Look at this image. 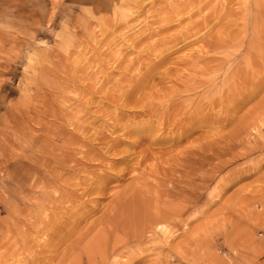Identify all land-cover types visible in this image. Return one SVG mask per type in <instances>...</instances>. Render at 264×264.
Masks as SVG:
<instances>
[{
	"label": "rangeland",
	"instance_id": "374dc122",
	"mask_svg": "<svg viewBox=\"0 0 264 264\" xmlns=\"http://www.w3.org/2000/svg\"><path fill=\"white\" fill-rule=\"evenodd\" d=\"M0 264H264V0H0Z\"/></svg>",
	"mask_w": 264,
	"mask_h": 264
},
{
	"label": "bare ground",
	"instance_id": "6f19581e",
	"mask_svg": "<svg viewBox=\"0 0 264 264\" xmlns=\"http://www.w3.org/2000/svg\"><path fill=\"white\" fill-rule=\"evenodd\" d=\"M261 4H262V2H261ZM258 6H259V5H258ZM217 40H218V39H217ZM217 45H218V44H217ZM217 45L214 44V46H212V48H213V53H214V54L217 53L216 51H218V49H219V47H218ZM211 50H212V49H211ZM219 52H220V51H219ZM206 54H208V52H207ZM213 59H214V60H211V61H213V63H216L217 60H218V58L215 59V57H213ZM219 60H220V59H219ZM211 61H210V62H211ZM200 62H201V61H200ZM198 63H199V62H198ZM217 63L219 64V62H217ZM208 64H209V62H208ZM217 67H218L217 64L214 65L213 67H211L212 70L210 71V73H212V74L214 73V75L216 76V73L219 71V67H218V68H217ZM197 69H198V68H197ZM209 70H210V69H209ZM199 72H200V71H199ZM201 72H203V71H201ZM200 75H201V74H200ZM202 75H203V74H202ZM214 75L211 76V79L213 78ZM217 75H218V74H217ZM215 76H214V78H215ZM205 77H206V76H205ZM216 77H217V76H216ZM186 78H187V77H186ZM189 78H190V76H189ZM192 78L194 79V77H192ZM192 78H191V79H192ZM187 79H188V78H187ZM193 79H192V80H193ZM211 79H209V80L211 81ZM176 80H177V79H176ZM192 80H189V81H188V80H184V79H183V81H181V82L184 83V81H186V82L188 81V84H189V82H191ZM204 80H205V79H204ZM207 80H208L207 78H206V80H205L206 82L203 81V80H201V79H197V80H195V81L193 80V82H192L191 84H189V85H185V87L183 88L184 90L182 89L183 91L180 89V92H184V93H188V92H192V93H194L195 91L198 92V90L203 89V88H205V87L207 86V84H208V82H209V80H208V81H207ZM179 81H180V80H179ZM186 82H185V83H186ZM212 82H213V80H212ZM212 82H211V83H212ZM143 84H144V83H143ZM186 84H187V83H186ZM211 85H212V84H211ZM212 86H213V85H212ZM214 86H215V84H214ZM140 87H141V85H140ZM143 87H144V86H143ZM208 87H209V85H208ZM138 88H139V87H138ZM141 88H142V87H141ZM139 89H140V88H139ZM177 89H178V88H177ZM142 90H143V89H142ZM168 90H169V89H168ZM140 91H141V90H140ZM169 91H170V90H169ZM202 91H203V90H202ZM176 92H177V91H176ZM180 92H179L178 94L175 95V96H177V97L179 98V100H180V98L182 97ZM184 93H183V96L185 95ZM218 93H219V92H218ZM196 94H197V93H196ZM151 95H152V94H151ZM165 95H167V94H165ZM165 95H164V96H165ZM169 95H171V94H169ZM152 96H153V95H152ZM175 96H170V97H171V98H174ZM186 96H187V95H186ZM146 97H147V96H146ZM194 97H195V96H194ZM197 97H198V96H197ZM197 97H196V98H197ZM205 97H206V96H205ZM205 97H204V98H205ZM148 98H149V97H148ZM151 98H152V97H151ZM159 98H160V97H159ZM159 98H158V101H159V102H157V103H159V105H158L159 108H160V106L163 105V107H165V109H164V108H163V109L166 110V113H167V110H168V115L171 114V115L168 117V115L166 116V113H165L164 116H166V117H165V118L162 117V119H161L162 121L165 122V123H164V122H163V123H164V127H166V130H167V129H170L171 127H173V126L179 121V118H177V116L179 115L178 112H180L181 107H180V105L178 106V104L181 103L182 101H179V100L176 101V100H175L177 103H174V102H172V101H168L169 99L167 98L168 100H166V101L164 102V101H160ZM144 99H145V98H144ZM154 99H155V98H154ZM154 99H153V100H154ZM164 99H166V96H165ZM174 99H175V98H174ZM186 99H187V98H186ZM149 100H150V99H149ZM155 100H156V99H155ZM161 100H162V99H161ZM170 100H171V99H170ZM187 100H188V99H187ZM194 100H195V99H194ZM139 101H140V100H139ZM143 101H144V100L142 99L141 102L143 103ZM145 101H146V99H145ZM132 102H133V101H132ZM141 102H140V103H141ZM154 102H155V101H154ZM162 102H163V103H162ZM140 103H138V106L140 105ZM142 103H141V104H142ZM144 103H145V102H144ZM144 103H143V104H144ZM150 103H152V101H151V102H150V101L148 102V104H150ZM155 103H156V102H155ZM198 103H199V102H198ZM200 103H201V102H200ZM153 104H154V103H153ZM183 104H184V102H183ZM183 104H182V105H183ZM196 104H197V103H196ZM196 104H195V105H196ZM202 104H205V103H202ZM202 104H201V105H202ZM190 105H191V104H190ZM195 105H194V106H195ZM197 105H198V104H197ZM197 105H196V106H197ZM138 106H137V107H138ZM140 106H141V105H140ZM140 106H139V108H138V109H140V111L138 112V114H136V117H140V118H141L142 116L144 117V114L146 115V113H147V115H148V116H146V117H149V118H150L149 115H151V117H152L153 113H155L154 110H155V108L157 107V106H156L155 108H154V106L151 107V108H154V110H152L153 113H151V112L148 111V110L150 109L149 107L152 106V105H150V106H149V105H148V106L144 105V106H141V107H140ZM194 106H193V107H194ZM196 106H195V107H196ZM199 106H200V105H198L197 108H195V109L192 111V114H193V115H195V114H196L197 112H199V111L201 112V108H200ZM188 107H189V106H187V107H185V108H188ZM193 107H191V108H193ZM201 107H202V106H201ZM69 108H70V107H69ZM70 109H71V108H70ZM135 109H136V108H135ZM161 109H162V107H161ZM183 109H184V107H183ZM150 110H151V109H150ZM156 110H157V109H156ZM159 111H160V109H159ZM207 111H208V110H207ZM149 112H150V114H149ZM163 112H165V111H163ZM187 112H188V111H187ZM203 112H204V111H203ZM205 112H206V111H205ZM183 114H184V113H183ZM183 114H181V115H183ZM202 114H203V113H202ZM154 115H155V114H154ZM154 115H153V116H154ZM161 115H162V114H161ZM158 116H159V118H160V115H158ZM158 116H156V119H157ZM162 116H163V115H162ZM185 116H187V114H186ZM196 116H197V115H196ZM200 116H201V115H199L198 117H200ZM178 117H179V116H178ZM183 117H184V116H183ZM194 117H195V116H194ZM194 117H193V118H194ZM176 118H177V119H176ZM191 118H192V117H191ZM201 118H202V116H201ZM201 118H200V119L198 118V119L201 121ZM153 119H154V118H153ZM156 119H155V120H156ZM175 119L178 120V121H176V123L173 124V123L175 122V121H174ZM180 119H182V118H180ZM185 119H186V118L184 117L183 120L186 121ZM203 119H204V118H203ZM135 120H136V119H135ZM159 121H160V120H159ZM162 121H160V122L162 123ZM184 121H183V123H184ZM187 121H188V120H187ZM200 121H199V122H200ZM152 122H153V121H152ZM155 122L157 123V122H158V119H157V121H155ZM160 122H159V123H160ZM189 122H191V121H188V123H189ZM201 122H202V121H201ZM114 123H115V122H114ZM123 123H124V122H123ZM138 123H139V122H138ZM146 123H147V122H146ZM149 123H150V120H149ZM159 123H157V125H158ZM202 123H204V122H202ZM118 124H119V123H118ZM124 124H125V123H124ZM126 124H127V123H126ZM144 124H145V123H144ZM172 124H173V125H172ZM178 124H179V123H178ZM186 124H187V123H186ZM192 124H193V123H192ZM200 124H201V123H200ZM113 125H114V124H113ZM119 125H120V124H119ZM122 125H123V124H122ZM128 125H129V124H128ZM146 125H147V124H146ZM146 125H145V126H146ZM159 125H160V124H159ZM180 125H181V124H180ZM193 125H194V124H193ZM134 126H135V125H134ZM142 126H143V125H142ZM149 126H150V125H149ZM175 126H176V125H175ZM175 126H174V127H175ZM178 126H179V125H178ZM178 126H177V127H178ZM184 126H185V125H184ZM190 126H191V125H190ZM198 126H199V125H198ZM125 127L127 128L126 125H125ZM129 127H130V126H129ZM140 127H141V126H140ZM151 127H152V126H151ZM164 127H163V128H164ZM179 127H180V126H179ZM200 127H201V126H200ZM202 127H203V126H202ZM114 128H115V127H114ZM123 128H124V127H123ZM123 128H121V129H123ZM130 128H131V127H130ZM147 128H148V127H147ZM153 128H155V127H153ZM112 129H113V128H112ZM117 129H118V127H117ZM134 129H135V128H134ZM134 129H132V132L130 131L132 134H135V136H133V138L136 137V135H139L138 133H140V132H144V130H137V129H135V131L133 132ZM148 129H149V128H148ZM159 129H160V128H159ZM108 130H109V129H108ZM113 130H114V129H113ZM151 130H153V129H151ZM106 131H107V130H106ZM119 131H120V130H119ZM122 131H123V130H122ZM122 131H120V132H122ZM124 131H125V130H124ZM145 131H146V130H145ZM147 131H149V130H147ZM162 131H163V130H162ZM114 132H115V131H114ZM154 132H155V130H154ZM164 132H165V130H164ZM122 133H123V132H122ZM147 133H148V132H147ZM152 133H153V132H152ZM152 133H151V134H152ZM94 134H95V133H94ZM111 134H112V133H111ZM128 134H129V133H128ZM144 134H145V133H144ZM144 134H142V135H144ZM154 135H155V133H154ZM139 136H140V135H139ZM145 136H146V135H145ZM149 136H151V135H149ZM149 136L147 135V137H149ZM128 137H129V136H128ZM97 138H98V137H97ZM99 138H100V137H99ZM109 138H110V137H109ZM115 138H116V137H115ZM115 138H114V139L112 138V139L115 141V140H116ZM117 138H118V137H117ZM100 139H101V138H100ZM112 139H111V141H112ZM118 139H119V138H118ZM130 139H131V137H130ZM134 139H135V138H134ZM79 140L81 141L80 138H79ZM79 140H78V141H79ZM103 140H104V139H103ZM153 140H154V138H153ZM80 141H79V142H80ZM83 141H84V140H83ZM111 141H109V142H111ZM124 141H125V140H124ZM131 141H132V140H131ZM131 141H130V143H133V142H131ZM133 141H134L135 143L137 142L136 140H133ZM154 141H155V140H154ZM156 141H157V139H156ZM76 142H77V141H76ZM76 142H75V143H76ZM138 142H139V141H138ZM138 142H137L136 144H138ZM169 142H170V141H169ZM171 142H172V141H171ZM128 143H129V141H128ZM139 143H140V142H139ZM154 143H155V142H154ZM110 144H111V143H110ZM110 144H109V145H110ZM120 144H121V142H120ZM120 144H119V145H120ZM125 144H126V143H125ZM116 145H118V144H116ZM132 145H135V144H132ZM137 146H138V145H137ZM81 147H83V146H81ZM84 147H85V146H84ZM88 148H89V147H88ZM95 148H96V147H95ZM101 148H102V147H101ZM101 148H100V149H101ZM75 149H76V146H75ZM85 149L87 150V147H85ZM80 150H81V149H80ZM86 150H85V151H86ZM88 150L90 151V148H89ZM102 150H104V149H102ZM112 150H114V149L112 148ZM68 151H69V150H68ZM89 151H88V152H89ZM94 152H95V151H94ZM109 152H110V151H109ZM116 152H117V151H116ZM89 153H90V152H89ZM134 153H135V152H134ZM61 154H62V153H61ZM90 154H91V153H90ZM114 154H115V153H114ZM117 154H118V152H117ZM119 154H120V153H119ZM126 154H127V153H126ZM75 155H76V154H75ZM75 155H74L73 157H75ZM95 155H96V154H95ZM124 155H125V154H124ZM132 155H133V154H132ZM135 155H136V154H135ZM140 155H141V154H140ZM57 156H58V155H57ZM105 156H106V155H105ZM105 156H104V157H105ZM126 156H127V155H126ZM126 156H125V157H126ZM138 156H139V155H138ZM138 156L136 155V159H137ZM141 156H142V155H141ZM195 156H196V155H195ZM46 157H47V156H46ZM64 157H67V156H64ZM82 157H83V156H82ZM97 157H99V156L97 155ZM128 157H130V156H128ZM139 157H140V156H139ZM102 158H103V155H102ZM65 159H66V158H65ZM107 159H108V158H106V161H108ZM126 159H127V158H126ZM134 159H135V157H134ZM136 159H135V160H136ZM185 159H186V158H185ZM187 159H188V157H187ZM200 159H202V158L200 157ZM80 160H81V159H80ZM86 160H87V159H86ZM86 160H85V161H86ZM66 161H68V160H66ZM66 161H64V162H66ZM87 161H88V160H87ZM92 161H94V160L91 159V162H92ZM102 161H103V160H102ZM106 161H105V162H106ZM116 161H117V160H116ZM124 161H125V160H124ZM138 161H139V158H138L137 162H138ZM202 161H203V160H202ZM45 162H46V161H45ZM58 162H60V161L58 160ZM75 162H76V161H75ZM77 162H78V161H77ZM88 162H89V161H88ZM109 162H110V161H109ZM127 162H130V161H127ZM132 162H134V161L132 160ZM137 162H136V163H137ZM198 162H199V161H198ZM47 163L49 164L48 161H47ZM79 163H80V162H79ZM123 163H125V162H123ZM204 163H205V161H204ZM204 163H203V165H204ZM59 164H61V163H59ZM59 164H58V165H59ZM65 164H66V163H65ZM74 164H76V163H74ZM95 164H96V163H95ZM97 164H98V163H97ZM101 164H104V163H101ZM108 164H109V163H108ZM108 164L105 163V165H107V166H108ZM127 164H129V163H127ZM127 164H126V165H127ZM132 164H133V163H132ZM137 164H138V163H137ZM139 164H140V163H139ZM139 164H138V165H139ZM66 165H67V164H66ZM123 165H124V164H123ZM129 165H131V163H130ZM133 165H135V164H133ZM127 166H128V165H127ZM136 166H137V165H135V167H136ZM80 167H81V166H80ZM132 167H134V166H132ZM68 168H69V167H67V169H68ZM83 168H84V166H83ZM107 168H108V167H107ZM136 168H139V167L137 166ZM136 168H134V169H136ZM86 169H87V168H86ZM122 169L124 170V168H122ZM122 169H121V170H122ZM68 170H69V169H68ZM124 171H125V170H124ZM112 172H113V171H112ZM117 172H118V171H117ZM137 172L139 173L138 170H137ZM105 173H106V172H105ZM116 174H117V173H116ZM118 174H119V173H118ZM118 174H117V175H118ZM124 174H125V172H124ZM96 175H97V174H96ZM113 175H114V174H113ZM121 175H122V174H121ZM187 175H188V174H187ZM98 176H99V175H98ZM114 176H115V175H114ZM193 176H195V175L193 174ZM106 177H107V176H106ZM118 177H119V176H118ZM122 177H123V176H120V178H122ZM187 177H188V176H187ZM74 178H75V177H74ZM102 178H103V177H102ZM99 179H100V178H99ZM104 179H105V178H104ZM106 179H107V178H106ZM140 179H141V178H140ZM118 180H119V179H118ZM99 181H100V180H99ZM101 181H102V180H101ZM106 181H107V180H106ZM102 183H103V182H102ZM104 184H105V183H104ZM169 184H170V182H169ZM173 184H174V183H173ZM79 185H80V184H79ZM135 186H136V185H135ZM161 186H163V185H161ZM161 186H160V187H161ZM158 187H159V186H158ZM130 188H132V187H130ZM93 190H94V189H93ZM93 190H92V191H93ZM128 190H129V189H128ZM133 190H134V189H133ZM161 190H162V189H161ZM96 191H97V190H96ZM155 191H156V190H155ZM77 192H78V191H77ZM123 192H124V191H123ZM163 192H164V191H163ZM89 193H90V192H89ZM132 193H133V192H132ZM98 194H99V193H98ZM157 194H158V192H157ZM159 194H160V193H159ZM140 196H141V195H140ZM120 197H121V196H120ZM170 197H171V196H170ZM90 198H91V197H90ZM173 198H174V197H173ZM120 199H122V197H121ZM87 200H88V199H87ZM138 200H139V199H138ZM142 200H145V199H142ZM127 201H128V200H127ZM127 201H126V202H127ZM87 202H89V201H86V203H87ZM126 202H125V204H126V206L128 207V203H126ZM128 202H129V201H128ZM148 202H149V201H148ZM82 203H83V202H82ZM90 203H91V202H90ZM90 203H89V204H90ZM123 203H124V202H123ZM78 204H79V203H78ZM131 204H132V203H131ZM83 205L86 206L85 203H84ZM79 206H80V205H79ZM115 206H116V205H115ZM115 206H114V208H115ZM92 207H93V206H92ZM77 208H78V207H77ZM94 208H95V207H94ZM132 208H133V207H132ZM132 208H131V209H132ZM73 210H74V209H73ZM127 210H128V209H127ZM132 210H133V209H132ZM159 210H160V209H159ZM58 211H59V210H58ZM75 211H76V209H75ZM75 211H73V212H75ZM164 211H165V210H164ZM76 212H77V211H76ZM76 212H75V214H76ZM107 212H108V211H107ZM118 212H119V211H118ZM129 212H130V211H129ZM60 213H61V212H60ZM77 213H78V212H77ZM80 213H81V212H80ZM80 213H78V214H80ZM131 213H132V212H131ZM160 213H161V211H160ZM68 216H70V215H68ZM78 216H83V215H78ZM109 216H110V215H109ZM148 216H149V215H148ZM148 216H147V217H148ZM163 217H164V216H163ZM169 217H170V216H168V218H169ZM171 217H172V216H171ZM171 217H170V218H171ZM72 218H73V216H72ZM121 218H122V217H121ZM70 219H71V217H70ZM79 219H80V217H79ZM81 219H82V217H81ZM83 219H84V218H83ZM161 219H162V218H161ZM161 219H159V221H160ZM105 220H106V219H105ZM147 220H148V219H147ZM162 220H163V219H162ZM72 221H73V220H72ZM75 221H76V220H75ZM164 221H166V220H164ZM164 221H163V222H164ZM167 221H168V220H167ZM63 222H65V221H63ZM68 222H69V221H68ZM79 222H80V221H79ZM106 222H107V221H106ZM151 222H152V221H151ZM163 222H161V223H163ZM69 224H70V223H69ZM107 224H108V223H107ZM52 225H53V224H52ZM71 226H72V225H71ZM72 227H73V226H72ZM67 228H68V227H67ZM67 228H66V229H67ZM150 228H151V227H150ZM72 229H73V228H72ZM58 230H59V229H58ZM50 231H52V230H50ZM67 231H68V230H67ZM67 231H66V232H67ZM35 232H36V231H35ZM151 234H152V233H151ZM37 235H38V234H37ZM70 240H72V239H70ZM59 241H60V239H59ZM68 241H69V240H68ZM65 242H67V241H65ZM69 242H70V241H69ZM69 242H67V243L69 244ZM67 243H66V244H67ZM59 244H60V243H59ZM37 246H38V245H37ZM67 248H69V250H70V244H69V247H67ZM54 250H55V249H54Z\"/></svg>",
	"mask_w": 264,
	"mask_h": 264
}]
</instances>
